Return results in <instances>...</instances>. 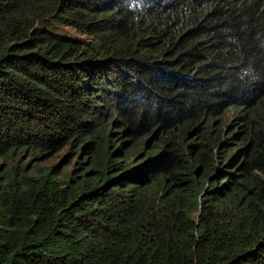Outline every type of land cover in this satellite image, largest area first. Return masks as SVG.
I'll return each mask as SVG.
<instances>
[{
  "label": "trees",
  "instance_id": "trees-1",
  "mask_svg": "<svg viewBox=\"0 0 264 264\" xmlns=\"http://www.w3.org/2000/svg\"><path fill=\"white\" fill-rule=\"evenodd\" d=\"M0 264H264V0H0Z\"/></svg>",
  "mask_w": 264,
  "mask_h": 264
},
{
  "label": "rangeland",
  "instance_id": "rangeland-1",
  "mask_svg": "<svg viewBox=\"0 0 264 264\" xmlns=\"http://www.w3.org/2000/svg\"><path fill=\"white\" fill-rule=\"evenodd\" d=\"M63 30H64L63 32L67 35H70V36L75 37V38H83L77 32H75L73 28H69V27L67 28L66 27V28H63Z\"/></svg>",
  "mask_w": 264,
  "mask_h": 264
}]
</instances>
